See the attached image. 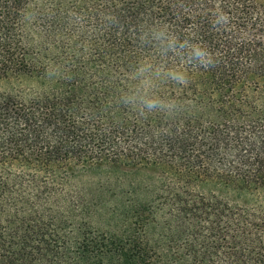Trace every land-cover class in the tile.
<instances>
[{
    "label": "trees",
    "instance_id": "1",
    "mask_svg": "<svg viewBox=\"0 0 264 264\" xmlns=\"http://www.w3.org/2000/svg\"><path fill=\"white\" fill-rule=\"evenodd\" d=\"M150 23L215 63L157 57ZM142 59L188 74L156 89L173 114L119 102ZM25 78L0 92V264H264V0H0V81ZM132 170L159 183L94 226L105 204L75 179Z\"/></svg>",
    "mask_w": 264,
    "mask_h": 264
},
{
    "label": "clouds",
    "instance_id": "2",
    "mask_svg": "<svg viewBox=\"0 0 264 264\" xmlns=\"http://www.w3.org/2000/svg\"><path fill=\"white\" fill-rule=\"evenodd\" d=\"M229 20L227 14L218 10L213 13L211 22L213 27L224 29ZM138 40L141 46L152 48L154 55L162 60L177 57L203 69L215 63V55L206 45L198 42L194 35L188 34L181 39L163 23L142 24ZM130 78L135 86L121 93L119 102L122 105L144 116L153 113L171 115L177 108L175 101L158 95L156 89L162 83L186 84L188 74L166 63L157 65L151 59H142L134 67Z\"/></svg>",
    "mask_w": 264,
    "mask_h": 264
},
{
    "label": "rangeland",
    "instance_id": "3",
    "mask_svg": "<svg viewBox=\"0 0 264 264\" xmlns=\"http://www.w3.org/2000/svg\"><path fill=\"white\" fill-rule=\"evenodd\" d=\"M31 88L32 81L27 78L0 81V92L18 94L23 91L29 92ZM116 177H120V180L117 181ZM106 178L102 173L90 172L80 174L74 181V184L78 188L83 189L86 197L94 199V203L98 202L95 200L100 199L105 204L104 208L92 217L94 226H103L102 224L109 220L108 207L122 201L117 196V193L133 190L137 187L140 189V194H138L140 198H146L148 196L146 195V186L149 183L154 184V186L159 183L157 176L147 170L120 171L113 175L108 183L106 182ZM101 182L104 184L102 189L99 188ZM127 197L131 198L132 195L129 193Z\"/></svg>",
    "mask_w": 264,
    "mask_h": 264
}]
</instances>
